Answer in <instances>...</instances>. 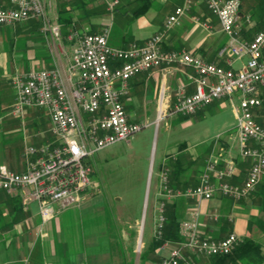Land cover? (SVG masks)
Masks as SVG:
<instances>
[{
	"label": "built area",
	"instance_id": "built-area-1",
	"mask_svg": "<svg viewBox=\"0 0 264 264\" xmlns=\"http://www.w3.org/2000/svg\"><path fill=\"white\" fill-rule=\"evenodd\" d=\"M97 1L104 3L110 13L119 3V0ZM10 2L12 6L0 7V25L37 18L45 36H61L60 26L48 19L43 0ZM196 2L204 4L217 17L220 31L228 38L219 55L246 57L239 68H223L184 50L162 49L166 31L179 25ZM195 22L201 21L195 18ZM243 22L251 23V17L242 14L241 0H183L168 15L162 28L143 43L132 42L124 48L111 46L110 21L99 33L80 35L71 31L68 38L76 45L65 74L52 67L30 69L11 77L16 92L14 110L22 113L30 106L45 109L51 139L26 148L23 171L0 166V191L13 194L26 189L28 199L38 203L43 221L54 217L61 208L79 204L91 183L90 156L117 141H128L141 128L139 123L129 120L125 111L123 99L129 93V80L140 73L180 63L193 70L197 89L189 95L180 91L173 112L192 115L215 100L236 95L239 153L250 160V168L242 182L232 183L233 162L226 161L219 168L215 160L208 159L198 184L183 191L169 186V170L165 168L160 174L162 192L167 199L185 196L208 200L216 191L233 201L247 197L264 182V104L260 95V87L264 85V26L251 40H245L241 37ZM201 24L209 27L207 23ZM55 203L59 205L57 210ZM164 206L161 202L156 220L158 237L165 222ZM197 216L194 213L180 222L181 243L162 257L159 264H180L184 249L208 257L227 255L235 249L241 238L235 234L219 240L205 238Z\"/></svg>",
	"mask_w": 264,
	"mask_h": 264
},
{
	"label": "crops",
	"instance_id": "crops-1",
	"mask_svg": "<svg viewBox=\"0 0 264 264\" xmlns=\"http://www.w3.org/2000/svg\"><path fill=\"white\" fill-rule=\"evenodd\" d=\"M43 1L46 3L47 17L51 24L60 26L59 38L45 36L41 32V21L37 18L0 25V161L6 159L8 162H0V166L16 172L25 169L26 148L29 145L38 146L46 142L51 139V135L46 136L47 131H50V123L46 129L43 128L44 120L48 119L45 109L30 106L24 108L22 113L14 110L16 92L12 87L11 77L15 73L30 69L52 67L59 68L63 74L67 72L68 59L76 43L68 38L69 33H65L62 24L58 22L61 10L65 9L67 13L74 15L73 24H76L78 29L87 30L94 22L92 21L94 17H91L89 22L91 24L85 23L86 21L78 24L79 10L73 11L68 4L69 0ZM144 1L122 0L121 3L124 5L122 9L107 15L109 17L106 23L111 22V29L116 24L119 31L113 38V42L110 40V32L108 43L111 46L124 48L132 42L143 43L162 28L168 15L183 2V0H148L150 6L146 12L133 16V10L130 9L137 8ZM10 6H12L10 0H0V7ZM202 7L204 8L205 5L196 2L183 16L179 25L166 31L162 49L164 51L184 50L200 56L206 62L223 68L236 69V62L240 61L242 65L246 57L235 59L229 54L223 57L219 55V50L228 38L220 31L217 17L206 7L201 9ZM195 18H199L201 22H195ZM203 22L209 27H204L201 24ZM96 28L99 30L98 27ZM193 75L194 72L190 67L175 63L131 78L129 93L123 99L129 120L137 122L133 110L152 100L160 111L172 109L179 98L180 91L187 95L196 91L197 85L192 78ZM262 88L260 95L264 98ZM224 99L233 106L232 112L236 115L238 106L234 96L215 100L210 105L220 104ZM202 109L203 107L194 115ZM208 159L215 160L219 168L224 162L232 161L235 168V174L230 179L232 183L242 182L250 168V160L240 156L237 130L236 132L226 130L225 133L217 136L213 143L207 145L189 146L181 142L174 152L164 153L161 157L156 173L151 217L154 222L157 220L161 202L165 203L166 215L175 217L179 225L181 221L197 213L198 227L203 237L219 240L229 234H235L241 239L251 238L260 244L264 255V230L256 224L259 218L264 219V217H255L253 209L246 211L251 202L259 205L263 199L264 191L260 189V185L264 182L255 188L247 200L241 199L240 202H233L217 191L208 200L185 196L167 199L164 196L160 181L163 169L169 170V186L183 191L198 184ZM86 191L87 189L82 193L80 203L71 205L74 207L67 210L66 214L56 217L58 210L54 217L46 221H43L40 216L38 203L28 199L26 189H19L13 194L0 191V264L111 263L113 254L117 251L115 250L111 255L107 246L111 242V237L115 238L113 244L118 242L117 230L109 231V222L104 220V217H79V212L75 211V209L80 210L84 203L88 202V200L85 201ZM244 203H247L245 208ZM94 218L99 220L97 228L85 227L82 232V221L91 222ZM138 234V244L140 240L143 243V235ZM152 237L153 235L144 243L143 249L150 245ZM180 243L181 241H165L161 247L154 249L153 254L144 260V264H159L161 258L167 256ZM182 255L183 260L180 264L209 263V257L202 254H194L184 249ZM131 262L125 259L123 264ZM260 264H264V260Z\"/></svg>",
	"mask_w": 264,
	"mask_h": 264
},
{
	"label": "rangeland",
	"instance_id": "rangeland-1",
	"mask_svg": "<svg viewBox=\"0 0 264 264\" xmlns=\"http://www.w3.org/2000/svg\"><path fill=\"white\" fill-rule=\"evenodd\" d=\"M121 1L118 4L119 9L124 6ZM152 4H154L153 1ZM101 7L106 9V5L102 4ZM135 8L132 7L130 10ZM241 12L251 17V23L243 22L241 30V37L250 39L264 26V0H241ZM108 17L107 15L94 17L93 26L101 30ZM81 32L85 33V31ZM90 33L93 32H86V34ZM118 33L114 24L110 37L112 42ZM240 65V61H237L235 66ZM262 89L264 94V86ZM234 101L238 106L239 101L236 95ZM210 104L203 107L198 114L183 117L181 114L174 113L172 109L160 111L154 100L149 101L133 110L141 128L133 133L128 141H117L95 151L90 156L91 183L87 187L85 200L88 202L84 201L81 209H75V211L79 212V217H104V220L109 222V231L117 230L118 242L113 244L115 238L111 237V242L107 246L111 255L115 250L117 253L113 254V261L107 264H123L125 259L132 261L130 264H138V262L144 264V261L139 258L140 253L144 243L156 233V227L154 228L156 221L154 222L151 217V212L156 173L162 155L174 152L181 142L189 146L207 145L213 143L217 136L225 133L226 130L236 132L237 118L232 112L233 106L226 99L220 104ZM44 111L47 113L46 110ZM49 123L48 116V119L44 120L43 128L46 129ZM49 135H51L50 131H47L46 136ZM0 162L8 163L6 159ZM247 197L243 200H247ZM246 204L244 208L247 207ZM260 205L261 203L254 205L251 202L246 211L253 209L255 217H264V210L260 208ZM73 207L59 209V205L55 203V210L59 209L60 212L57 211L59 214L56 212V217H61ZM98 221V218H94L91 222L82 221L81 231L83 232L85 227L96 229ZM138 233L143 235V243L140 240L138 244Z\"/></svg>",
	"mask_w": 264,
	"mask_h": 264
},
{
	"label": "trees",
	"instance_id": "trees-1",
	"mask_svg": "<svg viewBox=\"0 0 264 264\" xmlns=\"http://www.w3.org/2000/svg\"><path fill=\"white\" fill-rule=\"evenodd\" d=\"M95 0H69L68 4L70 5L73 11L79 10L77 15V23L79 24L81 21H86L85 23H89L91 21V17H102L103 15H108L109 12L106 9H102L101 5H105L104 3H99ZM149 8V1L145 0L140 6L135 8L132 11L133 16H138L146 12ZM118 5L114 8L113 11L118 10ZM73 14L67 13L64 10H61V13L58 15V22L62 24L63 30L65 33H70L71 31H77L80 34H86V32L99 33L101 30H97V26H90L87 30H81L76 27V24H73ZM85 31V33L81 32ZM188 115H184L183 117H187ZM260 189L264 191V184L260 185ZM262 208L264 210V197L260 201ZM165 214V222L162 229V234L160 237L155 233L152 237L150 245L143 249L140 253V258L144 261L147 259L156 247L160 244H163L167 240L172 241H181L182 237L179 234V223L176 221V218L171 215ZM258 227L264 230V219L257 220ZM156 232V231H155ZM264 260V255L261 251V246L258 242L254 241L251 238H243L240 239L237 246L233 251L227 255H213L209 256L208 264H260Z\"/></svg>",
	"mask_w": 264,
	"mask_h": 264
}]
</instances>
